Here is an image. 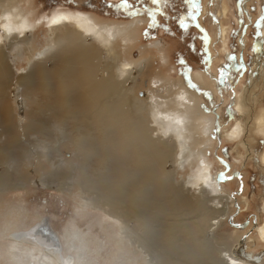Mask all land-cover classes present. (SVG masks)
Segmentation results:
<instances>
[{
  "label": "bare ground",
  "instance_id": "1",
  "mask_svg": "<svg viewBox=\"0 0 264 264\" xmlns=\"http://www.w3.org/2000/svg\"><path fill=\"white\" fill-rule=\"evenodd\" d=\"M0 9V134L16 148L21 145L20 135L25 140L31 134L36 138L30 142V150L10 149V159L19 164L25 157L39 154L47 161L58 186L71 190L78 183L86 194L81 198L82 206L100 211L98 221L111 227L122 251L121 259L129 257V264L139 256L143 264H264V254L254 258L245 252V237L238 240L236 249L214 238V232L230 213V202L239 205L240 191L231 192L222 185L214 172V162L206 157L205 148L195 143L197 136L207 138L212 128L198 117L196 97L190 90L178 87L167 99L152 94L149 108L142 102L130 105L131 89L126 83L134 79L132 63L125 60L114 72L109 66L104 68L100 59V51L114 48L116 34L111 26L99 25L86 12L59 7L35 18L19 7L17 0H0ZM38 20L44 21L49 43L34 54L28 43ZM63 28L66 32L58 36L56 32ZM97 30L101 31L100 51L86 42V37ZM123 40L127 41L126 35ZM260 46L259 73L264 74V36ZM9 54L27 57L29 69L12 75ZM50 56L56 59L54 69L45 70L44 63ZM12 84L22 86L29 99L28 111L16 123L6 93V86ZM252 87L244 92L243 103L236 104L241 109L233 116L237 123L228 133L229 140L239 138L242 126L247 133L252 130L250 121L254 115L243 106L253 107L250 98L257 93H252ZM256 117L254 127L264 136V114ZM65 139L75 146L76 167H70L62 155L60 147ZM241 142L248 150V142ZM254 158L264 165V149ZM169 159H174L178 168L196 161L181 188L169 183L163 172V163ZM12 180L8 169L6 176H0V189L9 187ZM262 222L256 232L264 241V219ZM39 223L13 235L6 252L22 260L37 258L27 264L87 262L90 247L86 238L76 230L63 233L72 239H67V249L52 226L58 241L47 233L35 232ZM3 231L0 229V233ZM30 237L56 249L52 247L55 250L36 256L31 247L24 246V240ZM34 244L40 246L38 242Z\"/></svg>",
  "mask_w": 264,
  "mask_h": 264
},
{
  "label": "rangeland",
  "instance_id": "2",
  "mask_svg": "<svg viewBox=\"0 0 264 264\" xmlns=\"http://www.w3.org/2000/svg\"><path fill=\"white\" fill-rule=\"evenodd\" d=\"M110 2L115 4L119 3V0H110ZM199 4L201 11L197 19L210 37L207 47L211 56L208 61L201 59L205 53L199 30L192 26L187 32H182L176 20L171 18L181 11H187L183 0H169L166 5H151V0H145V6L161 9L156 13L157 24L153 28H149L151 17L147 12L128 17L122 10L106 6L104 0H17V5L35 18L49 15L53 12L52 10L59 7L64 10L86 12L99 25L111 26L116 34L113 49L112 47L107 48L102 52L98 49L101 33L99 30L88 35L86 42L89 46L100 51V59L104 68L109 66L115 72L121 62L128 60L132 63L131 76L134 79L126 83L131 89L130 105L142 102L146 108H149L148 100L152 94L167 99L174 95V91L178 87L188 89L195 95L198 117L203 119V124L210 123L212 128L207 138L197 136L195 143L200 148H205L206 157L214 162L215 174L226 172L228 176L234 175L232 177L239 174L240 179L233 178L221 182L228 191H239L238 182L241 177L245 183L243 194L241 192L237 194L239 205H232L236 201L230 202V213L223 220L221 227L214 232V238L217 243L228 244L230 248L234 249L235 247L236 249L237 245H240L238 240L245 237L248 246L245 252L250 257L260 256L261 258V255L264 254V241L258 236L256 226L263 223L264 219L262 205L264 204V165L260 166L258 159L253 156L264 143V136L254 127L257 121L256 116L264 114V96L260 98L257 90H260L261 87L256 88V86H264V74L259 73L260 44L263 36L257 34L258 32L264 33V20H261V17L264 16V0H243L242 3H238V0H199ZM135 6L140 7L141 5ZM213 16L218 23L214 21ZM257 21H260L259 26H257ZM146 29L148 35H145ZM64 31L65 28L56 33L59 36L66 32ZM124 35H126L127 41L123 40ZM30 39L28 44L33 46L34 54L47 46L49 38L44 21L38 20L37 27ZM28 44H22V46L27 47ZM190 45L194 46L195 51L189 47ZM230 54H234L237 59L229 60ZM178 60L186 61V65L182 66ZM241 61L247 65V70L242 76L236 71V67ZM28 62L29 60L25 56L16 57L9 54L8 65L11 68V74L18 76L19 73L27 71L29 69ZM55 62L56 59L50 56L44 63L45 70L54 69ZM188 65L191 66L189 74L192 81L203 91L188 86L185 73L182 71V67ZM220 69L230 74L223 84L219 83L217 79ZM197 73H201V75H197ZM254 80V84L251 85V81ZM250 87H252V93L253 91L255 94L257 93L256 97L250 98L253 107L250 108L244 104L243 106H245L246 112L254 116L251 121V118L247 119L248 113L243 116L247 121H250L252 130L247 133L248 129L242 126L239 138L229 140L228 133L237 123L233 116H237L241 109L240 107L238 109L236 104L244 100V92ZM204 92L210 93V97L206 96ZM6 93L11 114L16 123L21 116L23 118L24 111H28L29 99L24 95L22 86L17 84L6 86ZM230 104L232 111H228ZM44 106L41 104L43 110L45 108L47 111V107ZM254 106L257 108L251 110ZM129 109L132 110L131 106ZM218 123L220 130L214 136V130ZM21 128L22 126H20ZM25 138L26 140L21 135L19 136L21 145L18 144L16 148L7 144L5 137L0 134V176H6V171L10 169L14 179L9 187L0 189V229H4L0 233V264H27L29 261L37 260L32 256L29 259L25 258L26 261L22 260L20 257L18 258V255L13 256L6 252V249L9 242L14 240L13 235L27 231L44 219H47L58 232L60 241L67 249L69 246L67 239L71 238L67 236L65 238L63 233H72L76 230L80 236L86 238L90 250L87 252L89 259L84 264H129V257L121 259L122 251L114 240L115 234L111 227L107 223L98 221L100 211L89 210L82 206L81 198H84L86 194L82 192L78 183L71 189L72 191L58 186L57 182L52 179V172H50L47 161L39 154L29 159L25 157L24 162L19 164L10 159V154L14 149L22 147L21 149L30 150V147L33 146L30 142L36 141L33 134L26 135ZM40 138L43 143H48L47 139ZM241 141L248 142V150ZM61 145L65 161H69L70 167H76L77 159L73 156L75 146L67 139ZM223 146L228 148L229 159L223 157ZM223 158L230 161L232 164L230 168H227L226 162L223 163ZM192 163L186 164L184 168H178L179 165L175 163L174 159L163 163L162 169L168 182L175 188L177 186L181 188L182 180L192 172L196 161L192 160ZM236 168L240 172L236 171ZM68 182L70 181L68 180ZM6 225H8L7 229H5ZM236 225H240L241 228ZM24 241V246L31 247L33 253L39 257L55 248L41 244L33 237ZM35 242H38L40 246L35 245ZM72 253L75 257L76 250ZM67 255L71 256L72 254ZM94 257H96V261H93ZM140 259L139 256L134 264H143Z\"/></svg>",
  "mask_w": 264,
  "mask_h": 264
},
{
  "label": "snow or ice",
  "instance_id": "3",
  "mask_svg": "<svg viewBox=\"0 0 264 264\" xmlns=\"http://www.w3.org/2000/svg\"><path fill=\"white\" fill-rule=\"evenodd\" d=\"M243 0H238V3H242ZM169 3V0H151V5H160V4H167ZM104 4L106 6H110L114 9H120L122 10L128 17H132L135 16L139 13L142 12H147L148 16L151 17L150 23H149V28H153L156 26L157 24V20H156V13L161 11V9L159 7L156 8H150L145 6V0H119V3H115L112 4L110 2V0H104ZM141 5L140 7H136L135 5ZM183 4L187 6V11H181L180 13H178L177 15L172 16L171 18L176 20L178 26L180 27V29L182 30V32H187L190 27L195 26L199 32L201 33V38L203 40V52L205 53V55L201 58L202 61H208L210 59L211 53L208 52V43L210 41V37L207 35V32L205 29H203V27L200 25L197 17L201 11L200 8V4H199V0H183ZM209 15H212L211 13H209ZM214 21H216L215 16H213ZM261 20H264V16L261 17ZM218 23V21H216ZM241 23H243V21L241 20ZM260 21H257V26H259ZM258 35L264 36V33H257ZM145 35H148V31L147 29L145 30ZM193 51H195L194 46L190 45L189 46ZM258 50V49H257ZM229 60H236V56L234 54H230L228 56ZM179 63L183 65H186V61H182V60H178ZM127 67V65H126ZM247 70V65L241 61L238 66L236 67V71L239 75H243L244 72ZM182 71L185 73V80L188 84V86L190 88L193 89H197L198 91H203L201 89L198 88V86L192 81L191 77H190V71H191V66L188 65L187 67H182ZM228 75L224 72L223 69H220V75L217 77L219 83L223 84L227 78ZM238 82V81H237ZM229 87H231V85H229ZM204 94L206 96L210 97V93L208 92H204ZM233 95H235V93H233ZM228 111H232L231 108V104L228 106ZM220 128H219V123L217 124L216 129L214 130V136L219 132ZM166 134V133H165ZM227 166V165H226ZM238 175V174H237ZM234 177L232 176H228L226 172H222L218 175L217 179L220 182H223L225 180H231ZM239 191L242 193L243 192V182L241 179V185H240V189ZM236 193H233V196H235ZM237 227H239V225H236ZM242 239H245L242 237Z\"/></svg>",
  "mask_w": 264,
  "mask_h": 264
},
{
  "label": "flooded vegetation",
  "instance_id": "4",
  "mask_svg": "<svg viewBox=\"0 0 264 264\" xmlns=\"http://www.w3.org/2000/svg\"><path fill=\"white\" fill-rule=\"evenodd\" d=\"M257 87H261V86H256V88ZM258 91V94H260V98H262V96H264L263 95V93H264V86H262L261 87V89L260 90H257ZM257 107L256 106H254V109H252V110H255ZM233 121V120H232ZM261 137V136H260ZM263 145H264V143H263ZM263 145H261L260 146V149H259V151H258V155H259V153L262 151V149H263ZM245 147V146H244ZM257 150V149H256ZM222 152H223V157H225V158H228L229 157V151H228V148L226 147V146H223L222 147ZM252 154V153H251ZM249 155V154H248ZM232 157V156H231ZM222 158V157H221ZM225 158H223V160H224V162H226L227 164H228V167L227 168H230V165H232L231 163H230V161L229 160H227V159H225ZM253 158H254V156H253ZM229 159V158H228ZM236 171H238V168H236L235 169ZM238 172H240V171H238ZM232 176H234V175H232ZM234 178H239L240 179V176H239V174L237 175H235V177ZM244 178V177H243ZM241 179H242V177H241ZM242 182H243V191H244V189H245V183H244V180L242 179ZM239 183V185L238 186H240V184H241V180L238 182ZM243 194V193H242Z\"/></svg>",
  "mask_w": 264,
  "mask_h": 264
},
{
  "label": "water",
  "instance_id": "5",
  "mask_svg": "<svg viewBox=\"0 0 264 264\" xmlns=\"http://www.w3.org/2000/svg\"><path fill=\"white\" fill-rule=\"evenodd\" d=\"M35 232H44L47 233L49 238L58 241V235L55 233V231L52 229L50 223L47 219H44L42 222H40L36 228L34 229Z\"/></svg>",
  "mask_w": 264,
  "mask_h": 264
}]
</instances>
